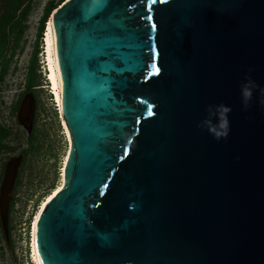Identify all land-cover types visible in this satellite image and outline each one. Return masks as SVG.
<instances>
[{
  "label": "water",
  "instance_id": "water-1",
  "mask_svg": "<svg viewBox=\"0 0 264 264\" xmlns=\"http://www.w3.org/2000/svg\"><path fill=\"white\" fill-rule=\"evenodd\" d=\"M51 21L71 147L40 263L264 264V0H68Z\"/></svg>",
  "mask_w": 264,
  "mask_h": 264
},
{
  "label": "rangeland",
  "instance_id": "rangeland-1",
  "mask_svg": "<svg viewBox=\"0 0 264 264\" xmlns=\"http://www.w3.org/2000/svg\"><path fill=\"white\" fill-rule=\"evenodd\" d=\"M63 1L0 0V186L6 163L22 160L9 202L8 235L0 220V264H34L35 219L63 182L71 144L47 77L51 17L42 32L49 4L59 8L68 0ZM28 96L35 99L31 131L19 119Z\"/></svg>",
  "mask_w": 264,
  "mask_h": 264
},
{
  "label": "bare ground",
  "instance_id": "bare-ground-1",
  "mask_svg": "<svg viewBox=\"0 0 264 264\" xmlns=\"http://www.w3.org/2000/svg\"><path fill=\"white\" fill-rule=\"evenodd\" d=\"M45 48H46L45 54L47 57V71H48L47 77H48V81H49V85H50V90L52 92L55 103L60 108L63 124H64L65 130L67 132V135L69 137V141L71 144V138H70L66 123L64 121L63 114H62V81H61V77H60L57 62H56L55 46H54L53 31H52V21H49V23L47 24L46 35H45ZM24 102H26V104H25V111H24V116H23L22 121H23V123H25L27 128H30V126H31V130H32L33 117L30 116V114L33 115L34 108H35V99L30 96ZM27 130L31 131L29 129H27ZM68 155H69V153H68ZM20 164H21V158H20L18 164L15 166V168H11V173H12L11 178L9 179L8 186H6V188H5V197H6L7 204L11 200L15 181L17 179L19 169H20ZM59 187L60 188L57 189L55 194L50 199H48L46 203H44V205L42 206L41 212L36 217L34 225H33L32 245H31L32 251H31V253H32V258H33L34 264H41L39 257H38V253H37L36 238H35L37 222H38V219L40 218V215L42 214L46 204L49 201H51L52 198L55 195H57V193L62 189L63 182L61 183V185Z\"/></svg>",
  "mask_w": 264,
  "mask_h": 264
},
{
  "label": "clouds",
  "instance_id": "clouds-1",
  "mask_svg": "<svg viewBox=\"0 0 264 264\" xmlns=\"http://www.w3.org/2000/svg\"><path fill=\"white\" fill-rule=\"evenodd\" d=\"M256 87L255 84L251 81H249L247 84L244 85L242 89V95L245 100V104L247 105L248 101L251 100L252 97V89ZM230 109L220 106L215 111H213L211 108L209 109V116L210 118L208 120H205L203 122L204 125L208 126V129L210 133L214 135L216 139L220 138H227V129H228V120L226 117L227 112H229ZM218 117V123L213 124L211 117Z\"/></svg>",
  "mask_w": 264,
  "mask_h": 264
},
{
  "label": "trees",
  "instance_id": "trees-1",
  "mask_svg": "<svg viewBox=\"0 0 264 264\" xmlns=\"http://www.w3.org/2000/svg\"><path fill=\"white\" fill-rule=\"evenodd\" d=\"M65 0L62 2L64 3ZM62 4H60L61 6ZM58 8V6L54 5V3H50L49 6L47 7L46 9V12L43 16V26H42V32L44 31V26H45V23L48 22V20L50 19V17L52 16V13L53 11H55L56 9Z\"/></svg>",
  "mask_w": 264,
  "mask_h": 264
},
{
  "label": "snow or ice",
  "instance_id": "snow-or-ice-1",
  "mask_svg": "<svg viewBox=\"0 0 264 264\" xmlns=\"http://www.w3.org/2000/svg\"><path fill=\"white\" fill-rule=\"evenodd\" d=\"M158 72H159V69H156V74H158Z\"/></svg>",
  "mask_w": 264,
  "mask_h": 264
}]
</instances>
